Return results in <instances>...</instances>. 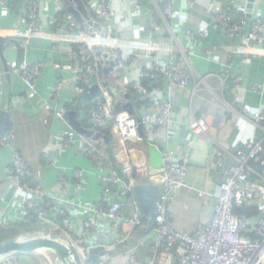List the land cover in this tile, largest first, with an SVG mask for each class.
Returning a JSON list of instances; mask_svg holds the SVG:
<instances>
[{"label": "built area", "instance_id": "obj_1", "mask_svg": "<svg viewBox=\"0 0 264 264\" xmlns=\"http://www.w3.org/2000/svg\"><path fill=\"white\" fill-rule=\"evenodd\" d=\"M15 1L22 5L16 28L0 29V36L7 39L6 45L12 43L15 49L27 51L36 40L52 41L59 37L70 43L76 105L93 76H97V84L102 90L97 99L79 103V120L88 119L91 130L96 133L97 128L110 126L112 135L124 146L125 154L122 159L115 155L111 157L92 137L80 135L71 128L55 138L57 145L78 151L92 163L95 172L76 167L67 174L59 168L53 154H46L43 164L34 170L14 149L11 164L0 171V189L8 186L15 194L9 204L0 202V230L20 222H34L33 232L21 236L45 231L62 234L74 244L82 264H264V139L251 137L243 149L235 152L217 147L213 169L223 177L217 204L210 222L198 224L192 233L180 232L174 227L171 211L179 193L188 187L189 153L179 154L166 144L162 152L163 165L155 170L150 165L131 160L130 154L135 148H125L128 144L154 140L172 129L175 89L188 93L191 105L189 128L193 135L197 138L208 136V120L196 117L192 110L193 100L208 85L206 78L197 73L191 58L204 51L210 32L207 29L198 33L186 30L185 40L181 42L169 23L177 17L173 0H149L156 7L160 20L150 16L151 31L145 41L125 35L113 0H81L87 11V16L82 15L83 30L71 14H62L66 7L58 0H0V4L12 8ZM122 2L127 13L143 10L139 0ZM186 2L193 11L199 0ZM247 2L238 0L231 6L230 13H226L220 9V0H209L204 12L232 40L247 32L236 47V53L244 65H251L253 57L264 56V3L256 0L254 13L248 18ZM49 3L55 4L56 13L44 24L42 5ZM183 18L186 22L188 17ZM164 25L170 38L165 36ZM208 53L205 54L207 58L221 66L220 81L229 80L232 73L230 60L214 50ZM116 60L119 63L111 74L100 78L99 66L104 69ZM133 67H138L135 75L130 72ZM9 68L22 77L29 88L28 97H38L36 82L43 64L10 63ZM56 68L58 83L51 91L54 99L64 89L60 82L62 67L57 65ZM158 74L164 75L165 87L150 90L142 86L145 80L156 81ZM107 80L111 93L103 86ZM242 81L240 77L232 81L236 91L241 89ZM261 88L254 87L253 91L256 93ZM208 90L212 92L209 87ZM132 97L136 98L133 105ZM234 101L238 103L239 98L235 97ZM129 104L133 106L134 114L125 109L115 113L117 105ZM43 107L51 108L48 103ZM230 109L235 111L232 106ZM58 116L66 120L68 112L60 111ZM250 122L264 131V111ZM139 124L144 127V138L139 135ZM14 141L13 132L0 135V149L11 148ZM185 148L192 149V144L186 142ZM52 169H59L58 183L62 192L47 188L43 182L44 172ZM151 181L159 186L160 192L154 222L147 228L135 188ZM93 182L97 188L96 199L85 202ZM69 190H72L71 196L66 197ZM200 196L204 197V194ZM243 208H255L256 216L243 218L235 214ZM142 231H145L144 235ZM147 244L152 259L142 260L136 254ZM93 256L98 260L89 262ZM0 264L23 263L19 257H14Z\"/></svg>", "mask_w": 264, "mask_h": 264}, {"label": "crops", "instance_id": "obj_2", "mask_svg": "<svg viewBox=\"0 0 264 264\" xmlns=\"http://www.w3.org/2000/svg\"><path fill=\"white\" fill-rule=\"evenodd\" d=\"M58 1L64 4L66 8L75 6V0ZM173 1L177 17L170 19L169 23L181 42L185 40L186 30L198 33L207 29L210 32V38L204 51L201 50V55L193 56L191 60L197 73L206 78L207 85L212 90L211 92L208 87H205L201 91H206L213 98V101L218 103V109L224 111L225 118L220 120L221 127L219 130H212L211 125L216 122L217 117L208 113L203 114V108L200 104H195V98L192 103L193 114L196 117H205L210 125L208 136L197 138L189 128L191 105L188 93L181 89H175L172 94L174 99L172 129L163 132L154 140H146L136 145L128 144L125 148L129 146L135 148L134 152L130 154L131 160L141 165H150L155 170L161 169L163 165L162 152L166 144H169L170 148L179 154L189 153L190 168L186 180L188 187L179 193L175 203L171 206V211L174 227L180 232L192 233L197 229L198 224L205 225L210 222L217 204V195L219 194L220 184L223 182L220 173L213 169V159L217 147L220 146L235 152L243 149L245 143L251 137L258 140L264 139V131L256 128L250 122L256 114L264 111V56L253 57L251 65L243 64L236 53V47L247 35V32L237 40L230 39L225 32L213 23L212 19L206 16L204 7L206 1L209 0H199L198 7L193 11L188 8L186 0ZM139 2L143 6L141 12L127 13V7L122 0H113V6L116 8L118 20L123 24L125 35L128 38L145 41L151 31L149 27L150 16L152 19L155 17L160 20V15L149 0H139ZM237 2L238 0H220V9L223 12L230 13L231 6ZM260 2L264 3V0H260ZM21 6L19 4L17 8H9L0 4V29L12 30L16 28L19 20L18 11H20ZM42 9V20L44 24H47L50 16L56 13L55 4H43ZM184 16L188 17L186 19L187 23L183 18ZM163 29L166 32L165 36L170 38L165 25ZM7 43H5L4 54L8 70H6L0 55V110L11 112V129L9 132L14 133L15 141L11 148L0 149V171L11 164L12 151L16 149L25 157L34 170L43 164L46 154H53L57 158L59 168L64 169L67 174H70V171L76 167L87 172H95L92 163L81 156L78 151L75 149L66 150L57 145L55 141L57 136H61L71 128L68 117L66 120H62L58 113L63 110L73 111L70 109V105L76 103L72 88L73 72L70 69L72 66L70 58L71 44L59 37L52 41L36 40L31 42L27 51H24L15 49L12 43L6 45ZM212 50L221 57L230 60L231 80L220 81L218 78L221 66L210 61L206 56ZM23 62L43 64L41 76L36 82L38 97L35 99L28 97L29 88L23 82L22 77L9 68L10 63L21 64ZM57 65L62 67L60 82L64 84V89H61L57 93L58 97L54 99L51 97V91L58 83ZM137 71L138 67H133L130 70L134 75ZM121 74L125 73L122 72ZM237 77L243 80L239 91L234 89L232 82ZM109 78L111 79V76ZM257 86H262V88L255 93L253 89ZM188 88L191 90L192 85ZM235 97L239 98L238 103H235ZM133 99L132 97V105L134 104ZM209 101L204 99V102L208 103L209 106L213 105ZM44 103H48L51 108L49 110L45 109L43 107ZM231 106L235 111L230 109ZM106 129L109 128L104 130ZM112 137V141L109 140V143L113 153L116 157L122 159L125 154L124 146L118 141V138L114 135ZM99 140L105 141L103 137ZM186 142L192 144V149L185 148ZM155 154L158 156L155 165L157 168H154L152 163ZM58 175L59 169L48 170L44 172L43 182L47 188L62 192V188L58 183ZM71 192L72 190H69L65 194L66 197H70ZM200 194H204V197H201ZM14 196V191L10 187H1V203L9 204L13 201ZM20 196V194L17 195L18 198ZM96 196L97 188L93 182V186L86 193L87 199L84 201L92 202L96 199ZM141 257L145 259V257ZM21 261L25 264H35L25 258Z\"/></svg>", "mask_w": 264, "mask_h": 264}, {"label": "water", "instance_id": "obj_3", "mask_svg": "<svg viewBox=\"0 0 264 264\" xmlns=\"http://www.w3.org/2000/svg\"><path fill=\"white\" fill-rule=\"evenodd\" d=\"M255 2L256 0H248L247 2L248 18H251L252 14L254 13ZM68 12L81 25V29L83 30L84 26L82 15L87 16V11L83 2L81 0H75V6L68 8ZM6 42L7 39L0 36V55L6 70H8L7 61L4 54ZM118 63L119 60H116V62H110V66L104 69L99 66V77L103 78V76H109ZM97 79V76L92 77L84 93L78 99L76 109L68 112V119L71 129L80 135L92 137L96 141L102 137V134L96 133L91 129H87L82 125V122L78 118V107L80 102L93 101L102 95V90L97 84ZM103 86L109 91V93L112 92L111 88L109 87L108 80L103 82ZM123 109L128 110L131 114H134V109L131 104L127 106L117 105L115 107V113H118ZM220 112L221 110H217V113L215 114H212L211 112L208 114L221 118ZM10 115V111L0 110L1 136L7 134L11 129ZM224 118L225 117H222L221 119ZM138 122L140 123L139 119ZM211 126L212 130L216 131L221 127L220 124L216 126L215 122ZM138 132L142 138L145 137V130L141 124L138 126ZM104 139L107 143H109L108 137H104ZM157 158L158 156L155 154L152 160L154 168H157L155 166L157 163ZM159 192V186L153 181L138 185L135 188V195L140 205L141 217L144 224L150 225L154 222L158 209ZM97 251L98 250L95 252ZM14 257H43L49 261L50 264H82L79 254L71 240L62 234L49 231L37 232L28 236H18L0 242V263L4 260ZM97 260V257L93 256L90 258L89 262Z\"/></svg>", "mask_w": 264, "mask_h": 264}, {"label": "trees", "instance_id": "obj_4", "mask_svg": "<svg viewBox=\"0 0 264 264\" xmlns=\"http://www.w3.org/2000/svg\"><path fill=\"white\" fill-rule=\"evenodd\" d=\"M21 5V2L20 1H15L13 3V7H18V5ZM62 14H67V15H70V13L68 12V8L65 9V11L62 12ZM157 79L156 81H149V80H145L143 81V84L142 86L143 87H146V88H149L150 90L154 89V88H163L165 87L166 85V79L164 77V75L162 74H158L157 75ZM232 78H230L231 80ZM136 98L133 99V102L135 103ZM74 105V106H73ZM73 105H70V109L74 110L75 109V104ZM78 118H80V111L78 109ZM82 125L87 128V129H93L92 126L89 124L88 122V119H85L82 121ZM110 127V126H109ZM105 129V128H104ZM103 128H97V132L101 133L102 135L104 136H108L109 140L112 141V133L110 132V129H106L104 130ZM97 144L103 146V148H105V151L108 153L109 156L111 157H114V153H113V150H112V147H111V144L107 143L106 141L104 140H98L97 141ZM256 209L255 208H250L248 210H246L245 208L243 209H239L235 212L236 215H238L239 217H243V218H252V217H255L256 216ZM33 226H34V222H31V223H25V222H20V223H17V224H14L12 227L10 228H7V229H3V230H0V242H3L5 240H8V239H11V238H14V237H18V236H21L23 234H26V233H32L33 232ZM152 224L148 225L146 224V227L149 228L151 227ZM142 235L145 234V231H142L141 233ZM24 257H20L19 259H23Z\"/></svg>", "mask_w": 264, "mask_h": 264}, {"label": "rangeland", "instance_id": "obj_5", "mask_svg": "<svg viewBox=\"0 0 264 264\" xmlns=\"http://www.w3.org/2000/svg\"><path fill=\"white\" fill-rule=\"evenodd\" d=\"M204 99L210 100L209 102H212L213 105L209 106L208 103L204 102ZM116 101V100H115ZM195 104H200L203 108L202 113L206 115V113L211 112L212 114L217 113V110H221L220 112V116L221 118L224 117V111L222 109H218L219 105L217 102L213 101V98L206 92V91H200L198 96L195 99ZM221 118L217 117V120L215 122V125L217 126L221 120ZM105 128H109L110 127H105ZM137 257L139 258V256H143V257H147V260H151L152 259V254L150 252L149 249V244H147L146 246H144L137 254ZM25 259H28L30 261H33L35 264H50L49 261H47L45 258L43 257H32V258H28V257H24ZM144 260V259H142ZM21 263L25 264L23 261H21ZM54 264V263H52Z\"/></svg>", "mask_w": 264, "mask_h": 264}]
</instances>
